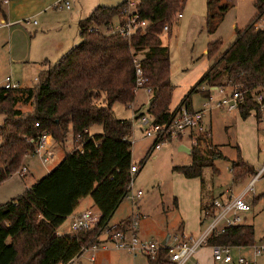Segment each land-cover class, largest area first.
Here are the masks:
<instances>
[{
    "label": "trees",
    "instance_id": "obj_1",
    "mask_svg": "<svg viewBox=\"0 0 264 264\" xmlns=\"http://www.w3.org/2000/svg\"><path fill=\"white\" fill-rule=\"evenodd\" d=\"M187 1L138 0L137 12L147 26L138 28L130 37L100 30L111 25L116 16L122 17L121 10L128 0L116 6H98L78 22L81 42L56 62L47 61L35 84L17 89L0 87V114L4 115L0 126V184L26 167L23 159L34 152L43 133L58 144H64L70 131L73 134L72 150L54 168L31 183L23 194L0 205V264L67 262L109 225L131 181L129 137L133 124L132 120L115 117L113 106L118 103L129 107L135 102V57L140 58L153 89L148 113L155 123L169 121L179 106L193 110L191 93L177 108L171 107L174 85L170 80V52L161 40L164 26L169 25L170 30ZM219 1L207 0L209 29L214 28V20L226 10L224 6L214 11ZM254 7V17L244 28H236V40L215 58L199 84L206 82L211 89L239 86L248 90L237 110L242 118L257 111L250 91L264 87V31L255 27L264 13V0H255ZM221 46L219 39L209 43L208 57L215 56ZM205 95L209 97L211 93ZM18 104L30 105L32 109L24 111ZM94 127H100L101 132L91 133ZM210 137L199 134V145L192 146V163L175 166L174 170L188 178L201 177L204 167L213 166V158L222 156L215 152ZM203 145L206 153L202 152ZM144 162L145 159L141 164ZM27 172L26 167L25 175ZM231 173L232 179L239 181L255 175L257 170L238 154ZM87 196L100 211L98 223L91 229L61 233V225L79 200ZM261 197H255V202ZM206 210L209 215L201 217L202 223L216 214L212 205ZM129 223V218L124 219L116 224L115 230H128ZM255 241L254 226L243 223L212 233L207 243L247 247ZM168 252L167 246H160L154 258L147 256V264H174Z\"/></svg>",
    "mask_w": 264,
    "mask_h": 264
},
{
    "label": "rangeland",
    "instance_id": "obj_2",
    "mask_svg": "<svg viewBox=\"0 0 264 264\" xmlns=\"http://www.w3.org/2000/svg\"><path fill=\"white\" fill-rule=\"evenodd\" d=\"M65 1L63 0V6L59 7H65ZM123 1L125 0H69L68 2L72 8L70 12L79 16V13L80 15L91 13L98 6H116ZM254 2L255 0H220L214 7V11L218 12L224 6H226V10L221 18L214 20V28L209 29L206 24L207 0H188L181 10L183 16L175 18L170 30H163L161 34L162 44L168 47L170 52V80L174 85L171 107L173 109L178 107L185 96L191 93L190 107L194 110L205 109L203 122L210 132V140L215 152L222 155L213 158V166L204 167L202 179L199 177L188 178L174 170L175 166L192 163V159L190 161L188 158L189 154L178 149V140L162 145L151 156L146 157L153 141L152 138L146 137L145 130L143 132L139 128L133 116L139 111L138 113L142 112L150 117L148 113L149 101H147L149 97L144 89L137 91L135 102L129 107L118 103L113 106L115 117L133 121L132 133L129 137V141L132 142V161L140 165L141 168L134 176L132 189L118 206L109 225L126 217L132 208L137 207V210L143 214L140 220L141 233L145 237L143 239L161 243L166 236L170 235L171 238L167 244L173 246L176 244L172 239L175 234L183 232L188 237L198 238L210 223V220L204 221V224L198 222L195 207L197 198H201V201L207 203L228 189L233 196H236L241 194L254 179L255 175H249L245 179L234 181L231 165L240 154L244 161L251 166L254 165V169L257 170L259 163L264 162L262 153L264 128L253 116L242 118L239 111L228 112L225 109L210 108L205 105L208 101L206 92L211 93L214 97H219L221 95L218 90L220 87L211 89L206 82L199 86L202 77L213 65L215 58L236 40V28H244L254 17L256 13ZM58 11L61 17L68 16V10L58 8ZM76 25H69L63 34L62 40L71 42V47L81 42ZM57 37L58 34L48 39L52 41ZM218 39L222 41L220 50L215 56L208 57V44ZM20 49L23 51L22 44ZM36 67L32 64L21 63L13 69L0 68V76L3 75L4 78L5 75H11L20 79L22 86H31L36 83L34 77L37 74L36 70L40 68ZM196 86H198L197 90L191 92ZM143 96L144 99H142ZM141 99L142 104L138 103ZM17 107L24 111L32 109V106L27 104H18ZM3 121L4 115L0 114V126L3 125ZM99 129L101 128L94 127L90 132L94 133ZM183 142L187 144V138ZM72 148L73 134L70 131L64 144L57 143L55 154L52 153L50 161L42 163L40 156L35 153L25 156L23 163L31 166L34 171L29 172L26 177H21L19 173L13 174L2 182L0 184V204L23 194L28 185L30 186L32 182L46 174V168H54L60 162V158L69 153ZM143 159L145 162L141 164ZM215 169L217 171H214ZM253 187L255 195L264 192V174L254 182ZM137 190H141L143 194L137 199L138 201L136 200L135 206L131 196ZM224 194L225 196L230 195L226 192ZM87 200L91 201V198L87 197ZM94 211L96 215H99L96 208ZM247 216L246 222L253 224L255 228V245H259L261 243L259 239L264 235V199L256 205L254 212ZM70 222V218L66 219L60 230H63V226H67ZM221 225L222 223L219 224V226ZM101 251L106 252L101 256ZM84 254L88 255L90 251H86ZM230 254L234 259L243 255L248 260H255L256 264H264V253L255 257L253 245L243 248L233 247ZM95 255H98L95 264H147L148 262V258L144 254L133 255L126 250L113 247L99 250ZM196 262L198 264H238L235 260L229 263L216 261L209 246L199 248L187 264Z\"/></svg>",
    "mask_w": 264,
    "mask_h": 264
},
{
    "label": "built area",
    "instance_id": "obj_3",
    "mask_svg": "<svg viewBox=\"0 0 264 264\" xmlns=\"http://www.w3.org/2000/svg\"><path fill=\"white\" fill-rule=\"evenodd\" d=\"M65 6L70 8L68 1H65ZM138 0H128V3L122 8V20L118 24H111L107 28L100 29L101 31L109 33H118L124 37H130L135 30L138 28H145L147 26V21L140 19L137 12ZM63 5V4H62ZM60 5V6H62ZM182 17V13H178L177 19ZM255 27L260 28L264 31V13L256 21ZM90 31L92 29H89ZM99 31V28H95ZM164 30H169V25L164 26ZM135 63V85L133 88V93H137L139 89H144L148 95V101L150 103L153 97V89L148 83V79L144 75L142 63L139 57L133 59ZM37 80V78L35 79ZM21 83L19 81H14L10 76H7L4 80L2 88L4 89H17L20 88ZM217 89V88H216ZM219 92L220 97H214L210 95L208 101L205 105L211 107H217L225 109L228 112L237 111L241 104H243V99L245 96V91L239 86H228L220 87ZM252 100L256 103L257 111L253 112L254 118L257 122L264 128V87H258L250 91ZM205 109L201 110H190L186 106H179L173 113L169 121L165 123H155L152 116L147 117L144 113H138L135 117L144 126L145 135L148 138H152L151 148L148 150L146 157H149L153 151L161 148L162 145L171 142L173 140L181 141L187 138L191 142V146H198L199 134H204L210 137V132L203 122V115ZM38 125V123L36 124ZM51 136L47 133H43L36 141L34 152L38 154L42 159L43 163L50 161L52 153L49 151L48 144L49 138ZM79 135L75 139L78 141ZM78 149L82 151V146ZM264 150V149H263ZM141 166L133 163L130 167L131 181L127 187L129 192L132 189L134 183V176L138 173ZM18 173L23 176L26 173V167H23ZM264 174V162L261 164L254 179L249 183V185L244 189V191L236 196L230 197L226 200L214 199L212 202V207L216 210L214 217H211L210 223L206 226L205 230L200 234L198 238L192 236L188 237L181 234H175L172 239L176 244L173 246L166 245L169 249L168 256L174 264H185L191 256L201 247L208 246V238L214 232L224 231L228 226L243 224L245 213L252 210L251 204L246 200L245 195L247 193L254 194V182ZM127 192V193H128ZM142 191L137 190L134 195L131 196L134 205L136 206L137 199L142 196ZM137 200V201H136ZM205 214L208 216L209 211L206 210ZM95 214L87 210L73 217L70 224V231H79L91 229L94 227L99 219L94 216ZM142 214L135 207L129 217L130 223L128 230L116 231V224L107 225L103 227L98 233L96 240L90 242L88 245L84 246L80 253L74 256L67 262L61 264H81L79 258L81 254L91 250H97L99 247L108 248L114 247L119 250H126L127 252L136 255L144 254L151 258L156 256L161 243H156L152 240L143 239L140 237L138 230L140 226ZM222 223L221 226L219 224ZM104 235V238L100 239V236ZM213 257L216 261H223L229 263L235 260L238 264H256L255 260H248L245 256L239 255L236 259L232 257L230 251L233 247L228 245H212ZM254 255L255 257L261 256L264 253V239L261 240L259 245H254Z\"/></svg>",
    "mask_w": 264,
    "mask_h": 264
},
{
    "label": "crops",
    "instance_id": "obj_4",
    "mask_svg": "<svg viewBox=\"0 0 264 264\" xmlns=\"http://www.w3.org/2000/svg\"><path fill=\"white\" fill-rule=\"evenodd\" d=\"M62 1L63 0H0V68L6 67V68L13 69L16 67V65H19L21 63L32 64L35 67L39 66L40 67L39 70H36L37 74L34 77V80H35L37 78L38 74L42 70L45 69L47 61H49L50 63L57 61L65 52H67L71 48V46H70L71 42H69L68 40H66V41L62 40L63 34H65V30L67 29V27H69V25L77 24L76 26H77V31H78V35H79V29H78L79 20L89 16L91 13H87V14H83V15H80V13H79V16H76L74 13L70 12L72 9L70 3H69L70 8H67L66 6L65 7H59L60 5L63 4ZM66 1H69V0H66ZM58 8L68 10L69 11L68 16H66V18L61 17L59 15L60 12L58 11ZM121 20H122L121 16H116L113 19L112 24H115V23L118 24L121 22ZM61 33H62V36H61ZM57 34H58L57 39H54L52 41L48 39V38H50L54 35H57ZM21 44L23 46V51L20 49ZM5 76H4V78H3V75L0 76V80L3 79L2 82H0V87H2V85L4 84V80L7 77V76L6 77ZM8 76H10L14 81H19L21 83V86H22V81L20 79H16V78L12 77L11 75H8ZM142 99H144V96ZM142 99L138 103H141ZM147 101H148V98H147ZM114 113H115V111H114ZM140 113H142V112H140ZM140 113H138V115ZM133 116L136 119V117H135L136 115L134 114ZM119 119H122V118H119ZM129 120H131V119H129ZM136 121L138 123L139 128L144 132V130H145L144 126L137 119H136ZM132 124H133V121H132ZM99 132H101V129L94 131V133H99ZM184 139L179 141L178 149L180 151H183L182 147H184V146H182V145H185L189 149V152H186V151L185 152L189 154L188 158L191 161V159H192L191 142L187 139L188 143L186 144L183 142ZM48 142H49V144H48L49 151H51V153L55 154L54 151H56L55 148L57 147V143H55L51 137L49 138ZM202 148L204 149V151H202V152L206 153V149L204 148V145L202 146ZM153 152H152V154H153ZM262 153L264 154L263 149H262ZM52 156H53V154H52ZM62 157L60 159H62ZM153 157H156V155H153ZM190 164H191V162H189L187 165H190ZM261 164L259 163L260 166H261ZM259 165H258L257 171L260 168ZM179 166H184V165H179ZM26 167L28 169V172L24 177H26L28 175V173L31 172L32 170L34 171V169L31 166L26 165ZM50 170L51 169L46 168L47 172H49ZM214 171H217V169H215ZM199 178L202 179L201 177H199ZM28 187H29V185H28ZM225 192L228 194L230 193V195L225 196V194H224ZM225 192H221L219 196L214 197L211 201H209L207 203H204L203 200L201 201V198H197V200L195 202V207H196V213H197L196 215H198V222L200 221V224H202L201 217H203L205 215L206 209L209 206H211L214 199L219 198L222 200H226L230 197H233V194L231 193L230 189L226 190ZM252 195H253L252 193L251 194L247 193L245 195L246 200L252 206V210L243 215V217L245 219L244 223H247L246 222V220L248 218L247 215L252 214L256 208V205H258L259 202L264 199V192L260 193V195H262V197L258 200V202H255V197L260 196V195H255V194L253 196ZM87 197H90V196H87ZM87 197L79 200L78 206L76 207L74 212L67 219L70 218V221L72 222V219L75 215L80 214L82 212H85L87 210H90L95 214L94 208L97 209V207L93 204L92 198L90 197L91 201H89V200H87ZM197 202H199V203H197ZM133 209L134 208H132V210L129 212V214L126 217L121 218L119 221H117L113 224H117V223L121 222L122 220L129 218ZM116 210H115V212H116ZM97 211H99V210L97 209ZM139 212L141 213V211H139ZM94 216H96L99 219L100 218V211H99V215L95 214ZM71 222H70V224H71ZM206 222H208V220ZM70 224H68L65 227L63 226L64 229L63 230L59 229V231L61 233L71 232L70 228H69ZM248 224H251V223H248ZM138 233H139L141 238H145V237H143V234L141 233L140 226H139ZM182 234L185 235L183 232H182ZM101 238H104V235H101L100 239ZM170 238H171V236L169 237V239ZM262 239H264V235L261 236L259 240H262ZM238 248H243V247H238ZM103 249H106V248L99 247L97 250L89 249L88 251H90V254L87 255V254H84L85 253L84 252L83 254H81L79 261L81 262V264H86V263L87 264H95L97 261V257H98V255H95V253L97 251L103 250ZM101 252H102L101 253V256H102V254L105 253L106 251H101ZM84 256H87V257L84 258ZM187 263H188V261L185 264H187ZM195 264H198V262H196Z\"/></svg>",
    "mask_w": 264,
    "mask_h": 264
},
{
    "label": "water",
    "instance_id": "obj_5",
    "mask_svg": "<svg viewBox=\"0 0 264 264\" xmlns=\"http://www.w3.org/2000/svg\"><path fill=\"white\" fill-rule=\"evenodd\" d=\"M182 146H184V147H182V150H183V151L189 152V149H188L185 145H182ZM169 237H170V235L166 236V237L162 240L161 245L166 246V244H167V242H168V240H169Z\"/></svg>",
    "mask_w": 264,
    "mask_h": 264
}]
</instances>
